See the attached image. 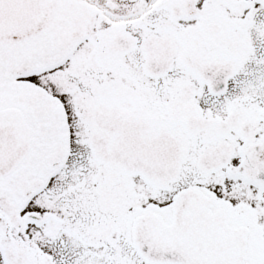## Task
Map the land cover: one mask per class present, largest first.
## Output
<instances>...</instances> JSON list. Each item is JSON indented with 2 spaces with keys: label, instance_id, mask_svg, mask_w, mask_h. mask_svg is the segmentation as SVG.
<instances>
[{
  "label": "snow or ice",
  "instance_id": "obj_1",
  "mask_svg": "<svg viewBox=\"0 0 264 264\" xmlns=\"http://www.w3.org/2000/svg\"><path fill=\"white\" fill-rule=\"evenodd\" d=\"M0 264H264V0H0Z\"/></svg>",
  "mask_w": 264,
  "mask_h": 264
}]
</instances>
